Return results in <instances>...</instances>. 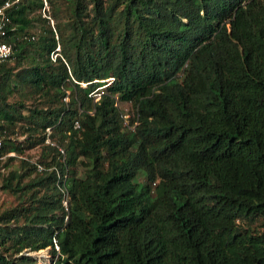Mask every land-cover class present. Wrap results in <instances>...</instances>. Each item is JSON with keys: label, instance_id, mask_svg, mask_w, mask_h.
<instances>
[{"label": "trees", "instance_id": "16d2710c", "mask_svg": "<svg viewBox=\"0 0 264 264\" xmlns=\"http://www.w3.org/2000/svg\"><path fill=\"white\" fill-rule=\"evenodd\" d=\"M45 2L10 11L13 57L33 64L0 69V129L21 81L56 104L25 117L29 138L54 129L67 153L5 178L22 202L0 214V264L47 248L51 264H264V0H70L67 26L47 0L58 38L30 15Z\"/></svg>", "mask_w": 264, "mask_h": 264}, {"label": "rangeland", "instance_id": "374dc122", "mask_svg": "<svg viewBox=\"0 0 264 264\" xmlns=\"http://www.w3.org/2000/svg\"><path fill=\"white\" fill-rule=\"evenodd\" d=\"M70 0H55V5L59 9L57 10L58 15V22L61 25L67 26L70 23V16H71V10H70ZM53 6H51L47 0L45 2L44 7H34L32 12L30 13L31 16H34L35 18H38L42 15L43 18H49L52 28L54 29L56 33V37L58 38V33L56 32V22L55 19H53ZM42 23L43 21H37L35 23V26L32 29L28 30L29 35H35L36 39L33 41H37L38 35L42 32ZM47 25V22L45 23ZM68 31V29H67ZM69 34V31L68 33ZM62 49V45L58 44L57 53H51V59L53 61H56L57 56L59 55L60 51ZM39 58V56H38ZM8 64L11 67H15L14 73H24V69L28 68L33 64L32 58L29 60H25L21 64H17V58L13 57ZM13 85H16L13 83ZM83 86L86 87V83H83ZM8 103L15 105V108L17 109L16 114L13 113V116L15 118L14 125H11V129L9 130V133L6 134L7 138L17 139L19 141H25L29 140L24 144L25 150L23 153H18L17 157H13V159H7L2 166L5 167V171L0 170V214L4 212L5 210L11 209L13 207L18 206L22 202V198L18 196L15 192L11 190H7L4 188V181L5 178L9 176V174L12 171H28L32 169L33 165H39L41 164V161L43 160V153L44 151H47V157L48 160L46 162L52 163V158L57 155V158L59 161L64 162V155L66 156L67 151L65 150L66 141L64 144L61 142V133L55 132L54 129L48 128L46 130L40 129L39 133H35L32 138H29L30 133L27 131V127H36L34 124H30L25 117L31 113V111L35 109H49L50 105L53 103L52 100L41 94L35 87L22 83L19 81L17 85L14 87L12 93L9 94ZM58 104V103H57ZM52 105H56L55 103ZM118 105L120 110L122 111V115L124 118V123L126 125V128L132 130L135 128V125H132V120L136 119V112L135 108L132 105V103L124 102V101H118ZM76 126V123H75ZM44 136H46L45 141L42 142ZM35 143L32 145L31 143ZM48 145L50 146H60L65 150V153L59 155L58 153L47 150L45 147ZM60 151V150H59ZM84 162L82 165L79 166V175L80 177H83L87 171L89 160L81 158ZM22 160L27 161L29 164L24 165ZM43 168H47L48 170H54L56 169V164L53 163L52 166L48 167L45 164H41ZM33 170V169H32ZM44 171L43 170H35L33 173L25 178V181H29L30 178H33L37 175H41ZM143 175V174H142ZM144 176V175H143ZM142 176V177H143ZM28 254L34 256V258L40 263V264H51L52 263V255L50 254V248L42 249L40 251H29Z\"/></svg>", "mask_w": 264, "mask_h": 264}, {"label": "built area", "instance_id": "2783aa9c", "mask_svg": "<svg viewBox=\"0 0 264 264\" xmlns=\"http://www.w3.org/2000/svg\"><path fill=\"white\" fill-rule=\"evenodd\" d=\"M22 0H2L0 1V69L5 63H7L14 54V45L10 40L9 24L11 23L10 11L21 2ZM27 39H34L35 37L26 36ZM68 100V98H67ZM80 123L76 122V127H79ZM5 138L6 132L0 129V170L5 171V167L2 164L7 161L10 157H17L18 153L16 150H5ZM62 153L65 150L59 147ZM38 169L42 170L43 166L38 165ZM64 204L68 208L69 193L64 189Z\"/></svg>", "mask_w": 264, "mask_h": 264}]
</instances>
